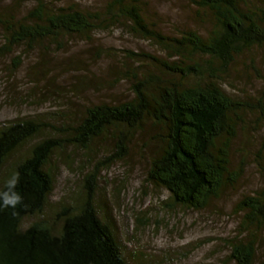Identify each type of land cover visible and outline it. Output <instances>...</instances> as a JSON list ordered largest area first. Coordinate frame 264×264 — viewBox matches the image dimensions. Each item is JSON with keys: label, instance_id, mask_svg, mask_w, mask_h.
<instances>
[{"label": "trees", "instance_id": "trees-1", "mask_svg": "<svg viewBox=\"0 0 264 264\" xmlns=\"http://www.w3.org/2000/svg\"><path fill=\"white\" fill-rule=\"evenodd\" d=\"M194 2L214 17L207 35L196 30L178 36L162 33L146 21L139 0H114L105 14L72 6L55 9L39 2L25 17H0L5 32L1 49L6 51L19 45L32 48L67 34L89 36L107 20L124 16L133 22V31L165 52L158 56L129 51L131 58L153 68L140 66L130 73V99L88 107L79 123L59 129L67 138L53 134L37 141L1 177L0 191L8 177L19 173L17 191L23 203L0 210V264H128L108 216L102 217L95 204L97 171L87 175V190L76 203L61 201L59 207L49 208L55 185L53 155L66 144L89 148L106 136L114 141L108 159H122L132 136L151 122L158 128L154 137L159 148L148 179L165 187L174 204L196 209L206 207L241 178L243 167L231 164V145L244 116L253 111L264 115V103L229 94L221 77L236 55L264 46V6L246 0ZM43 130L38 118L0 127V171L12 152ZM263 150L264 138L259 152ZM236 208L242 214L243 237L232 244V257L236 264H254L264 233V187L243 195ZM29 216L35 220L26 224Z\"/></svg>", "mask_w": 264, "mask_h": 264}, {"label": "rangeland", "instance_id": "rangeland-1", "mask_svg": "<svg viewBox=\"0 0 264 264\" xmlns=\"http://www.w3.org/2000/svg\"><path fill=\"white\" fill-rule=\"evenodd\" d=\"M114 0H0V17H25L39 2L58 9L75 7L89 12L108 11ZM132 0H127L131 2ZM146 21L164 34L186 30L207 35L214 17L194 0H139ZM263 5L264 0H246ZM109 17V15H106ZM122 16L100 26L89 36L67 34L46 39L32 48L19 45L2 50L0 24V127L15 120L38 118L44 130L17 148L0 171L28 154L46 136L67 138L65 130L85 116L88 107L117 103L133 96L130 73L152 65L137 61L129 51L164 55L153 40L132 30ZM223 88L236 98L264 103V46L236 55L221 77ZM158 128L147 122L131 138L128 154L108 159L114 141L102 136L89 148L66 144L53 155L55 185L50 207L74 204L86 192V178L97 171L94 201L101 216H108L128 264H236L231 246L241 239L240 198L264 187V115L247 113L231 145L232 167H243L238 182L200 209L174 204L170 192L148 179L151 159L159 148ZM60 134V135H59ZM1 185V183H0ZM50 211V209H48ZM35 220L25 219L26 224ZM254 264H264V233Z\"/></svg>", "mask_w": 264, "mask_h": 264}, {"label": "clouds", "instance_id": "clouds-1", "mask_svg": "<svg viewBox=\"0 0 264 264\" xmlns=\"http://www.w3.org/2000/svg\"><path fill=\"white\" fill-rule=\"evenodd\" d=\"M20 183L19 173H13L5 180L4 190L0 191V210L12 208L15 209L23 203V197L17 187ZM16 213H13L15 215Z\"/></svg>", "mask_w": 264, "mask_h": 264}]
</instances>
